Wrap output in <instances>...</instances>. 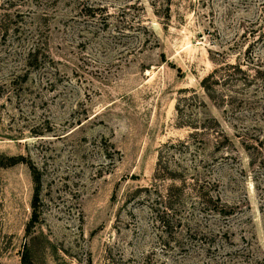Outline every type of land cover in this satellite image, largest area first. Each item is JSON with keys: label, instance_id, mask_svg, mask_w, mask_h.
Masks as SVG:
<instances>
[{"label": "rangeland", "instance_id": "374dc122", "mask_svg": "<svg viewBox=\"0 0 264 264\" xmlns=\"http://www.w3.org/2000/svg\"><path fill=\"white\" fill-rule=\"evenodd\" d=\"M7 156L0 264H264V0H0ZM160 157L232 212L163 225Z\"/></svg>", "mask_w": 264, "mask_h": 264}, {"label": "trees", "instance_id": "16d2710c", "mask_svg": "<svg viewBox=\"0 0 264 264\" xmlns=\"http://www.w3.org/2000/svg\"><path fill=\"white\" fill-rule=\"evenodd\" d=\"M235 73L236 72L234 71V74ZM161 159L162 158L160 157L157 172L158 176H167L172 177L174 179L179 177L180 179L179 183H171L166 188L165 192H161L158 190L157 187H155V190L158 194L156 196V201L154 202L153 206L157 211V218L163 223V225L167 226V228H172L175 225V221L177 220L179 222H182L184 220L181 210L182 204L187 203L186 197L190 195L189 188L194 192L191 196V199H193L191 203L192 210L188 211L189 215H186V220H202L208 215H223L230 214L232 212L230 211V209L227 208L228 204L223 201L221 195L218 193L211 192L210 189L206 187L205 183L201 180V178L198 177V175L194 174L192 175V177H189L186 174L182 175V173L179 175H175V173L171 169H169L168 164H161ZM19 160L20 157L7 156L5 159H0V165L14 164ZM31 166L33 170V179L35 182V195L33 205L34 207H36L38 204L41 190V174L40 170L35 164H32ZM37 218L38 212L35 209L32 223L35 222ZM22 264H33V262L31 261L29 249L27 247L22 253Z\"/></svg>", "mask_w": 264, "mask_h": 264}]
</instances>
